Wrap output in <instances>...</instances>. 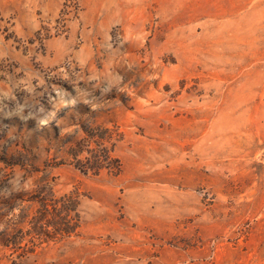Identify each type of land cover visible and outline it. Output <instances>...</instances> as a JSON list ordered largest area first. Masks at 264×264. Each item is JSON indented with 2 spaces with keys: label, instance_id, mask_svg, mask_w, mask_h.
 Listing matches in <instances>:
<instances>
[{
  "label": "rangeland",
  "instance_id": "1",
  "mask_svg": "<svg viewBox=\"0 0 264 264\" xmlns=\"http://www.w3.org/2000/svg\"><path fill=\"white\" fill-rule=\"evenodd\" d=\"M0 13V233L31 251L0 264H264V0ZM40 188L78 193L77 236L30 233Z\"/></svg>",
  "mask_w": 264,
  "mask_h": 264
},
{
  "label": "trees",
  "instance_id": "2",
  "mask_svg": "<svg viewBox=\"0 0 264 264\" xmlns=\"http://www.w3.org/2000/svg\"><path fill=\"white\" fill-rule=\"evenodd\" d=\"M67 12V7H65V10L62 9L60 15L63 17ZM7 24L8 21L0 13V35H4L5 40L11 38L8 35ZM101 157L104 161H107V152H103ZM116 166L115 174L119 172V165L117 164ZM76 168L86 174L88 170L98 173L103 166L96 161L91 167H82L78 163ZM108 168L112 170L109 166ZM43 189L40 188L36 192L37 195L31 200L37 203L38 209L36 215L32 218L30 233L34 235L36 240H40V244L49 241L59 243L70 237L77 236L81 226L80 198L78 193L73 190L57 198L53 197L50 192L44 193ZM23 240V234L20 230L0 233L1 247L13 250L14 252L21 250L22 254L30 253L31 251H25L20 247Z\"/></svg>",
  "mask_w": 264,
  "mask_h": 264
},
{
  "label": "clouds",
  "instance_id": "3",
  "mask_svg": "<svg viewBox=\"0 0 264 264\" xmlns=\"http://www.w3.org/2000/svg\"><path fill=\"white\" fill-rule=\"evenodd\" d=\"M46 122L45 121H41V124H45Z\"/></svg>",
  "mask_w": 264,
  "mask_h": 264
}]
</instances>
